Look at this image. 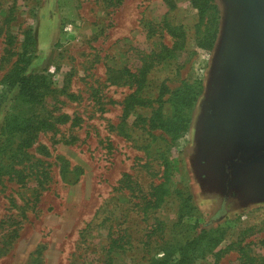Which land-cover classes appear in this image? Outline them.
<instances>
[{
  "label": "rangeland",
  "instance_id": "rangeland-1",
  "mask_svg": "<svg viewBox=\"0 0 264 264\" xmlns=\"http://www.w3.org/2000/svg\"><path fill=\"white\" fill-rule=\"evenodd\" d=\"M1 2L0 124L35 123L5 154L26 177L0 179V264H148L192 241L190 264L264 258V0ZM29 30L52 81L33 108L2 83Z\"/></svg>",
  "mask_w": 264,
  "mask_h": 264
},
{
  "label": "trees",
  "instance_id": "trees-1",
  "mask_svg": "<svg viewBox=\"0 0 264 264\" xmlns=\"http://www.w3.org/2000/svg\"><path fill=\"white\" fill-rule=\"evenodd\" d=\"M194 4L198 5L199 0H192ZM2 2L0 0V6ZM12 8V7H11ZM13 9L9 10L7 17L4 20V24L6 25L5 28L0 27V33L5 34V46H4V54L2 56V61H6L11 54H14V44L16 37L14 34L10 32L9 29V22L15 18L12 16L9 18V15L12 14ZM170 34L173 36H179L181 39H184L185 34L182 31H179L181 27H171L167 25ZM31 30L26 33L25 41L23 42V48L17 53L18 58L14 61L12 68L9 72L5 75L3 79V85L7 87V90L11 91L13 89H17L16 95L13 97L16 101H20L26 104H29L32 108L39 103H41L44 97L48 94L51 90L52 81L48 75V70L43 69L38 71L36 69H30L29 66L31 64V56L32 53L35 51L33 35H31ZM33 41V42H32ZM209 47L213 45V43H209ZM167 53L172 52V49L165 48ZM169 55H172L170 53ZM150 68V66H149ZM111 71H115L111 68ZM136 96L131 94V99L128 100L127 107L130 108L129 103L132 100H135ZM128 109H125V116L128 115ZM35 117L31 115H22L20 112L17 113H7L4 121L0 124V179L4 174H12L16 175L18 178V182L22 183L21 181L25 180L26 174L24 168L17 169L14 166H11L9 160L5 158V154L7 155L8 151H14L20 143H16L12 140L13 137L20 135L21 137L23 134H28L34 128L31 127L33 123H35ZM17 146V147H16ZM8 157V156H7ZM15 157V154L12 155V158ZM165 191L162 189L161 186H158L156 192ZM162 195L158 194V201H162ZM117 243V239H112L110 243V248ZM194 241L188 243L184 247H181V253L174 256V252L167 250L165 254L161 257L149 260L148 264H190L192 261L191 256L189 255L188 248ZM226 251V249H221L217 251L216 256H221V253ZM241 251V257L244 258L245 262L251 264H258L264 263V258L260 259L256 256H249L243 249ZM109 252V251H108ZM112 255H107L105 258V264H112ZM249 261V262H248Z\"/></svg>",
  "mask_w": 264,
  "mask_h": 264
}]
</instances>
